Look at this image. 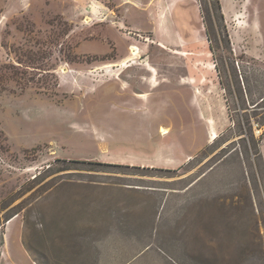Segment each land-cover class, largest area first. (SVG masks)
I'll list each match as a JSON object with an SVG mask.
<instances>
[{
  "label": "rangeland",
  "instance_id": "obj_1",
  "mask_svg": "<svg viewBox=\"0 0 264 264\" xmlns=\"http://www.w3.org/2000/svg\"><path fill=\"white\" fill-rule=\"evenodd\" d=\"M182 1L0 0V264H264V0Z\"/></svg>",
  "mask_w": 264,
  "mask_h": 264
},
{
  "label": "crops",
  "instance_id": "obj_2",
  "mask_svg": "<svg viewBox=\"0 0 264 264\" xmlns=\"http://www.w3.org/2000/svg\"><path fill=\"white\" fill-rule=\"evenodd\" d=\"M154 6H156L154 9L152 10L153 12V16H154V21L156 22V25L153 28V36L152 38V44H156L159 51H166L168 50V52H172L171 49H169V45H176L177 47H180V49L182 47H184L185 45V41L188 40L186 38V31L185 28L181 25V27L177 26L176 29V24L172 25L170 23L171 19H174L175 21H177L178 23L181 22L186 23L185 21V14H189L190 10L186 9V6L184 5L185 3L182 0H152ZM183 2V3H181ZM182 6V7H181ZM181 7L182 11H181V16H175V10L176 8ZM159 12H158V11ZM162 10V11H161ZM164 15V22L161 23L158 21L157 17L159 14ZM172 28H174L175 30L173 31ZM200 36L197 35L196 36V40L199 43L200 41ZM183 41V42H181ZM183 43V44H182ZM179 49V48H178ZM176 55H179L180 58H183V60H185V58H190L192 55L194 56V54L191 53H187L184 51H177L174 52ZM182 53H186V56L181 55ZM199 56H203V55H199ZM132 61V60H131ZM134 64V63H133ZM136 66H140L142 68H145V71L147 73H149V77L151 78H157V76H159V74H157V71L159 70L158 68H156V66H154L153 64L149 63V64H136ZM185 70L184 72H186V75L183 76H179L180 80H184L185 82L188 81V83H186L187 85H194L196 83V78L198 79V77L193 76L191 73L193 72V69H183ZM123 72L125 70H122ZM191 75V76H190ZM178 77V78H179ZM177 78V79H178ZM152 81H156L151 79ZM152 81H150L152 83ZM179 84L183 85L181 83V81L179 82ZM202 84V83H201Z\"/></svg>",
  "mask_w": 264,
  "mask_h": 264
},
{
  "label": "bare ground",
  "instance_id": "obj_3",
  "mask_svg": "<svg viewBox=\"0 0 264 264\" xmlns=\"http://www.w3.org/2000/svg\"><path fill=\"white\" fill-rule=\"evenodd\" d=\"M131 51H135L136 52V54H133L134 55V59H137L136 57L139 55V52H140V49L138 48V47H136V46H133L132 48H131ZM160 132H161V134L163 135V136H167V135H169V130H167V129H165V128H161L160 129ZM217 136V135H216Z\"/></svg>",
  "mask_w": 264,
  "mask_h": 264
},
{
  "label": "trees",
  "instance_id": "obj_4",
  "mask_svg": "<svg viewBox=\"0 0 264 264\" xmlns=\"http://www.w3.org/2000/svg\"><path fill=\"white\" fill-rule=\"evenodd\" d=\"M247 97H248V99H249L248 91H247ZM260 101H262V102H260V103L257 102V103H253V104H252V106H254V108H253L254 110H256L257 108H260L261 104L264 103V96L260 98ZM250 105H251V103H250Z\"/></svg>",
  "mask_w": 264,
  "mask_h": 264
}]
</instances>
